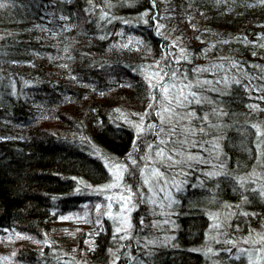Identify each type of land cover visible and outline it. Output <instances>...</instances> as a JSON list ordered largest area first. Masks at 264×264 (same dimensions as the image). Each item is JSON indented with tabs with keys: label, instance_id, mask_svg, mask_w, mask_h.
<instances>
[{
	"label": "trees",
	"instance_id": "1",
	"mask_svg": "<svg viewBox=\"0 0 264 264\" xmlns=\"http://www.w3.org/2000/svg\"><path fill=\"white\" fill-rule=\"evenodd\" d=\"M0 2V264H78L73 220L93 224L109 165L138 181L155 72L190 86L193 136L205 155L217 145L223 170L185 181L173 242L143 263L264 264V243L241 241L264 215V185L251 182H264V0ZM228 205L235 215L216 226ZM102 222L84 256L94 264L133 243Z\"/></svg>",
	"mask_w": 264,
	"mask_h": 264
},
{
	"label": "rangeland",
	"instance_id": "2",
	"mask_svg": "<svg viewBox=\"0 0 264 264\" xmlns=\"http://www.w3.org/2000/svg\"><path fill=\"white\" fill-rule=\"evenodd\" d=\"M157 73L152 74L156 100L153 113L157 121L153 123L143 117L137 124L143 129L141 131L137 128V132L143 143L141 147L144 148L140 159L138 181L131 184L132 180L126 178V165L121 163L109 165L112 179L109 183L95 188L97 196L91 204L94 219V221L91 219L93 221L91 226L95 228L86 227L84 221L79 228L80 221L73 220V225L76 224L73 228L78 234L85 231L80 235L81 240L80 236L78 241L75 239L81 247L78 253L74 248L68 251L70 256L80 260L77 261L78 264H94L84 256L87 250L93 248V235L98 232L97 229H105L106 225L102 222L104 216L108 218L109 224L119 233L121 239L133 238V243L129 242V245L124 246L123 243L117 245L113 250V256L108 258L106 264H145L142 260L145 254L153 258L155 256L153 251L148 252L151 247L169 245L173 242V232L177 225L173 217L175 213L173 208L180 191L185 188V181L195 173V170L210 175L218 174L223 170L222 163L215 164V158L219 156L217 145L211 148L213 153L209 151L205 155L198 137L193 136L196 130H192L189 125L193 117V111L189 110L188 106L190 86ZM161 149L163 156L157 155ZM117 176L119 179H116ZM251 182L260 189L264 185L260 178L251 179ZM213 190L217 191L216 188ZM218 200V197L211 199L213 203ZM144 210L149 215V220H143ZM236 211L237 208L231 205L213 211L212 218L215 225H228ZM135 214L138 217V224L134 222ZM100 215L102 217L98 221ZM259 220L261 224L252 220L246 227L248 230L241 237L243 245L260 246L264 243V215ZM72 234L74 238L76 232ZM132 246L133 251L130 249ZM100 259L104 261V258ZM4 260H7L6 256H1L0 262Z\"/></svg>",
	"mask_w": 264,
	"mask_h": 264
},
{
	"label": "snow or ice",
	"instance_id": "3",
	"mask_svg": "<svg viewBox=\"0 0 264 264\" xmlns=\"http://www.w3.org/2000/svg\"><path fill=\"white\" fill-rule=\"evenodd\" d=\"M0 7H4V3L3 2H0ZM173 87H174V85H173ZM165 91L167 92L168 89L166 88ZM193 95H195V94L193 93ZM185 99H187V97H185ZM117 111H119V110H117ZM136 127L138 129H140L141 131L143 130L140 125H137ZM161 143H163V141H161ZM163 154H164L163 153V149H161L159 152H157V155L163 156ZM169 159H171V157H169ZM116 179H119V176H117ZM111 186L112 185H109V187H111ZM97 207L99 208V205ZM109 215H111V213H109ZM117 231H119V229H117Z\"/></svg>",
	"mask_w": 264,
	"mask_h": 264
}]
</instances>
